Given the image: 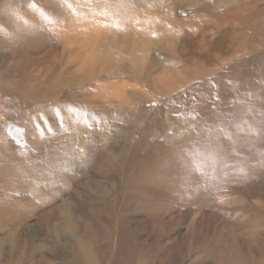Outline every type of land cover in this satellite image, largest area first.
<instances>
[{"label":"rangeland","instance_id":"rangeland-1","mask_svg":"<svg viewBox=\"0 0 264 264\" xmlns=\"http://www.w3.org/2000/svg\"><path fill=\"white\" fill-rule=\"evenodd\" d=\"M17 1L35 13L39 7L45 11L42 5L48 3ZM54 2L60 13L77 10L76 3L93 13L112 0ZM149 3L154 5L152 13L136 10L133 19L114 17L118 29L105 54L118 50L137 56L145 67L115 58L103 65L101 56L100 80L82 88L75 84L81 74L54 51L42 54L40 98L31 93L35 73L30 76V70L18 89L26 91L24 96L12 93L5 79L19 74L20 67L3 59L5 42L0 45V125L5 139L21 148L24 181L22 187L0 184V200L32 201L17 211H0V264H81L77 250L81 242L90 244L99 264L121 261L125 252L133 253L131 264H162L164 246L171 264H202L206 224L231 235L240 229L238 217L244 209L259 207L257 198L264 203L259 192L264 186V132L246 126L235 111V106L245 108L263 90L254 87L260 81L248 82L253 74L264 79V52L244 56L228 37L234 30L226 21L246 12L247 0ZM128 5L141 10L135 0ZM46 13L52 21V12ZM248 18L264 28V7L250 10ZM142 19L154 23L136 37L129 25L141 28ZM167 20L170 40L160 38ZM3 32L2 28L0 41L6 36ZM261 40L264 46V32ZM51 57L59 63L50 64ZM126 69L132 76L129 84L140 89L127 95L134 99L132 105H113L105 100L116 89V80H102ZM149 73L152 76L143 81ZM39 190L44 192L38 194ZM200 191L208 196L205 203H192ZM122 200L129 204L128 214L139 213L147 221L128 222L127 212L121 213ZM214 209L229 217L228 222L220 224ZM122 226L133 231L134 250L119 249L112 261V245ZM151 232L163 236L155 238Z\"/></svg>","mask_w":264,"mask_h":264},{"label":"bare ground","instance_id":"bare-ground-1","mask_svg":"<svg viewBox=\"0 0 264 264\" xmlns=\"http://www.w3.org/2000/svg\"><path fill=\"white\" fill-rule=\"evenodd\" d=\"M129 1L130 0H112V3H108L101 12H99V10H96L93 13V9L92 11H89V8L84 6V4H86V1H84V4L76 3L74 5L79 6L77 10L68 8L60 13L58 11L60 9L59 5H55L54 0H47L46 2L50 4L45 3L42 5L45 11H39L41 8L39 7L38 13H35L32 7L27 9V6L22 5L20 1L0 0V32H2L3 28V33L6 34V36H4V39L0 41V45H2L3 41L5 42L4 47L2 48L4 50L3 59L9 62L14 61L15 64L20 67L19 74H16V72H14L15 75L13 77L9 76L5 79L6 83L11 88L12 93L17 94L18 91V96H24L26 91H19L18 89L23 85L26 77L25 74H27V71L30 70V76L34 75L35 73L34 79L31 83L32 87L30 88L31 90H33V92L31 93H33V95L35 96V99L41 97L40 92L42 89V81L40 80V72L38 71V68L41 64L43 53L52 55V52L55 51L54 54L58 52V54H60L61 60H67L72 68L75 67V70H77L81 74L80 79L77 82L75 81V84L78 85H76L77 88H82L84 85L86 86V83L92 82L93 80H96L98 76L102 75L103 69H101L102 65H100L99 63V61L102 60V57H105L102 62L103 65L104 63L113 61L115 58L122 59L129 64L131 63L133 67H145L144 61L137 58V56L134 57L123 55L118 50H115L109 56H105L106 52L110 49L107 45V42L111 38L115 39L114 35H116L118 29V27L115 25L117 22L114 17L117 16L118 20L119 16H122L121 18L123 20H129L134 15H137L136 10L137 13H152V8L154 7V5L151 4L149 6V2L151 0H135L137 4L140 3L141 10L138 9V5L137 9L128 5ZM226 2L227 1H225V3ZM246 5V12H242V14H232L226 21H228L229 25L234 30H230L231 35L228 36L229 38H231V42L235 44L236 48L243 51L244 56L247 55V57H252L261 55V53L264 52L263 41L261 40L264 28L253 19H247V15L250 10H258L259 8L264 7V0H247ZM46 12H52V21L48 20L49 17ZM143 22L144 24L141 26V28L139 26H136L133 22V25H129L131 26L132 31L136 37H140L141 35L147 33V31L152 28L154 20L152 19L148 21L146 19L145 21L143 20ZM164 25L165 28L162 30L160 38H166L167 40H170L169 36H167L171 26L170 20H167ZM50 40L55 41L56 46H53L54 43ZM50 59L52 60H50V64L58 62L55 57L54 59L52 57ZM142 73L145 74V69L142 70ZM149 76H152V74L149 73L147 77L142 80L146 81ZM123 78L125 81H123ZM131 79L132 76L129 69H126L124 74L122 75L118 74L115 76H106L102 80V82H105L107 80H116L115 82L117 85L116 89L113 90L114 92L112 93V96H109L105 101H108L113 105L116 103L122 105H132L134 99L128 97L127 95L140 88L129 84L128 81ZM254 79L256 81H260V83L255 84L254 87H258L259 92L260 89L263 90L259 93L258 96L257 94H254L251 102L246 105L245 108L235 106V111L237 112L235 113L236 118H241L242 116L244 117L246 126H249L251 128H258L260 129V133H262L264 132V79L261 80L257 76L255 77V74H253L249 77L248 83L253 82ZM99 80L100 79H97V81ZM160 82L161 80L159 79L156 87V94L158 92V95L159 93H161V89L159 88ZM145 87H149V85H145ZM146 99L150 101L153 99V97L146 96ZM239 114H241V116ZM233 118L235 119V117ZM169 124L170 123L166 125L169 126ZM11 133L14 132L11 131ZM5 136L6 134L2 132L0 125V184H7L11 182L12 185L22 187V183L24 182L23 172L19 166L21 165L19 163L21 148L16 149V145L12 144L13 140L10 141L8 139H5ZM12 153H15V155L12 156ZM41 191L44 192V190H39L37 193L39 194ZM260 191L264 194V186L260 188L259 192ZM201 192L202 191H200L198 197L194 198V200L191 201L192 203L201 205V203L208 198L206 193L202 192L201 194ZM37 193H35V196L37 195ZM257 199L259 207H256L254 209L248 208L242 211V213L238 217V219L241 221V224L237 225V228L240 229H233V234L227 236V234L225 235V232H223V229L217 231V225L214 226V230H210L207 224L204 226L207 228V231L206 236H204L203 238L202 244V257H204L203 261L201 262L202 264H264V203L260 201L259 198ZM31 204L32 201L22 203V201L20 200H0V211H7L10 210V208L17 211ZM219 204H221V202H219ZM127 205L129 204L122 200V214H128V211H126ZM124 211L127 212V214ZM214 211L217 212V209H214ZM136 214H128L126 216L127 221L136 225L141 224L143 221H147L145 217L139 216V213L137 215ZM215 215L216 214L213 213L215 221H218L220 216V224L228 222L227 219L229 217H223L220 214L218 217L217 215ZM121 218L126 219L125 217ZM209 222L211 221L209 220ZM210 232L214 233H211L212 235L210 236ZM151 236L155 238H157L158 236V238H160L163 236V233L151 232ZM116 238L117 240L112 245L113 254L110 258L112 261H116L115 258L120 254L119 249H126L127 246H129L131 250H134V246L132 243L133 231L128 229L126 230V227L122 226V228H120L119 238ZM81 243L82 245L77 246L81 264H99L98 256L95 255L93 249H91L90 244H87L85 242ZM163 249L162 264H171L172 262H170L171 260L168 257L166 247L164 246ZM129 254L128 252H125V257L121 259V261L117 260V262H115L114 264H131L132 259H130ZM132 254L133 253H131L130 255ZM198 256V259L200 260V255ZM195 262L196 264L198 263V261H194V263Z\"/></svg>","mask_w":264,"mask_h":264}]
</instances>
